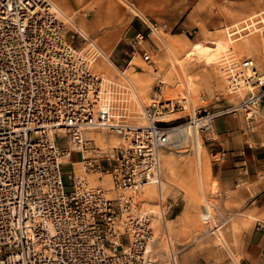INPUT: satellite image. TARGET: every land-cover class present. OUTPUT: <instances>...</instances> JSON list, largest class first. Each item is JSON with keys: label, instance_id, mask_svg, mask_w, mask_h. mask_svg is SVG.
Listing matches in <instances>:
<instances>
[{"label": "built area", "instance_id": "2783aa9c", "mask_svg": "<svg viewBox=\"0 0 264 264\" xmlns=\"http://www.w3.org/2000/svg\"><path fill=\"white\" fill-rule=\"evenodd\" d=\"M151 34L146 26L126 43L125 65L136 56L155 73L149 102L141 107L145 123L136 126L124 108L128 82L119 73L124 85L109 84L108 96V84L93 70L98 48L66 15L48 0H0V264H176L165 224L170 205L160 196L155 210L140 203L146 186H160V152L183 149L175 148L169 132L185 124L205 139L223 115L255 120L264 72L254 59L226 49L217 66L234 102L178 114L184 99H160L162 79L141 47L152 45ZM87 130L114 134L124 146L96 151ZM62 163L71 166L67 189ZM74 163L83 173L106 174L109 188L76 174ZM159 237L163 252L156 248Z\"/></svg>", "mask_w": 264, "mask_h": 264}, {"label": "rangeland", "instance_id": "374dc122", "mask_svg": "<svg viewBox=\"0 0 264 264\" xmlns=\"http://www.w3.org/2000/svg\"><path fill=\"white\" fill-rule=\"evenodd\" d=\"M52 1L65 11L92 44L106 54L107 57L101 54L95 60L97 68L93 65V70L107 81L123 84L119 70H125V75L137 92H143L145 95L142 97L146 96L148 102L153 92L155 73L138 57H133L130 64L125 65L128 38L135 31H146V26L151 30H158L149 36L152 45L144 42L141 47L149 53L156 73L162 79V94L163 88L170 90L178 84L179 79L171 68L172 60L177 58L184 61L186 53L195 45L212 52L211 58H189L186 61V73L193 82L192 93L195 96L193 107L189 111L199 106L213 111L224 107L226 102H234L232 94L225 90L216 63L226 49H230L236 58L254 59L257 70L264 72V0H125L131 9L120 0ZM171 11L175 24L162 17V14L172 15ZM188 33L197 37L189 41L185 36ZM136 65L138 68H135ZM187 111L188 108L178 114ZM262 115L264 116V99L261 116L255 120L246 121L239 113L235 117L240 129L264 133ZM167 118L171 119L172 116ZM92 132L107 136L103 143L95 141L96 151H107L123 144L122 139L114 134ZM198 136L200 156L197 162L202 168L200 181L192 156L194 149L186 141L181 144L183 149L165 150L163 153L167 156H160V188L145 187L154 191L155 197L158 196V190H162V200L170 205L165 211V224L171 245L176 251V264H256L246 252L245 239L253 226L254 216L244 206L251 194L257 191L258 184L264 182V170L256 173L250 180L240 178L243 173L238 171L235 181L219 182L213 171L216 164L222 162L221 153L211 154L216 149L212 143L218 137L214 130L205 139L199 133ZM108 139L116 141L110 142ZM84 156L89 157L90 152ZM78 157L75 152L70 154L71 161ZM78 167L79 164L74 166L75 169ZM80 169L81 175L91 184L102 183L109 188L106 174L93 171L83 173L82 168ZM59 170L62 183L67 189L66 176L70 173L71 166L69 163H62ZM98 177L102 182H97ZM155 201L156 198L142 204V207L155 210ZM153 224L158 230L159 221L155 220ZM158 241L165 248L162 237Z\"/></svg>", "mask_w": 264, "mask_h": 264}, {"label": "crops", "instance_id": "0c3cea01", "mask_svg": "<svg viewBox=\"0 0 264 264\" xmlns=\"http://www.w3.org/2000/svg\"><path fill=\"white\" fill-rule=\"evenodd\" d=\"M171 13L172 15L168 16L162 14V17L175 24V17L172 11ZM185 36L189 41L197 37L192 33ZM263 99L260 113L263 109ZM235 115H223L213 122V130L218 140L212 143L216 148L212 153H221L222 161L216 164L213 174L219 182L235 181L238 171L243 173L240 178L250 180L256 173L264 170V133H252L240 129ZM256 189L257 191L251 194L244 206L251 216H254L253 226L245 237L246 252L253 262L264 264V182L259 183Z\"/></svg>", "mask_w": 264, "mask_h": 264}, {"label": "bare ground", "instance_id": "6f19581e", "mask_svg": "<svg viewBox=\"0 0 264 264\" xmlns=\"http://www.w3.org/2000/svg\"><path fill=\"white\" fill-rule=\"evenodd\" d=\"M48 1H50L57 8L58 11H60L64 15H66L65 11H63L54 1H52V0H48ZM120 1L123 2L128 8L131 9V6H130V4L128 2H126L125 0H120ZM132 10H134V9L132 8ZM67 18H68V16H67ZM68 19H69L71 25L74 26V28L77 31H80L81 33H83L85 35L86 42L91 43V41L87 37V35L83 31L78 29V27L71 20V18H68ZM151 31L153 33L158 32V30L155 29V28H153V30H151ZM92 45H94V44H92ZM94 46H96V45H94ZM98 50H99V48H98ZM99 54L100 55L102 54L103 56L107 57L105 53L101 52V50H99ZM212 56H213V54H212V52L209 49L201 48V46L195 45L186 53V57H185L186 59L184 61H182L180 59H177V58H176V60H172V62H171L172 63L171 66L172 67L171 68H173L174 72L176 73V77L179 79L178 80V84H176L174 87L170 88V90L167 87L163 88V94H162V91L160 89V99H163V100L175 99L176 100V99H179V98H183L184 99L183 106H184L185 111H186L187 108H188V110L191 109L193 107V98H195V96L192 93V90H193L194 86H193V82L190 80L188 74L186 73V71H187L186 65H185L186 61H188L187 59H189V58H191V59L195 58L197 60H203L205 58H211ZM134 57H136V56H134ZM95 62L96 61H94V63ZM94 63H93V65H94ZM216 63H218V61ZM95 65H97V64H95ZM95 67L97 68V66H95ZM119 73L123 77V79H125L128 82L129 86L131 87V89L129 90V92H128L127 96H126V100H125V97H124V100H125L124 101L125 102L124 108L126 110L127 118L129 119V120L127 119V121H129L130 123H132V124H134L136 126L144 125L145 120H144V117L142 116L141 107L148 103V101L146 100L147 98H146V96L142 97V95H145L143 92H141V91L137 92V90L135 89V86H133L131 81L125 75V70H124V72H119ZM97 74H99V76L102 78L100 73H97ZM102 81L106 85L108 84V88H109L108 89V96H109V91H110L109 84L110 85L112 84L111 85L112 87H113V85L121 86L123 84V83H116L114 81L113 82L112 81H107L105 79H103ZM117 98H115V99H117ZM200 99H202V97ZM167 120H168V118H167ZM92 131L93 130H87V133H85V136H86L87 140H90V143L92 144L91 147H93L95 149V146H96L95 141H97V142L99 141V142L103 143L104 141H106V137L107 136H106V134L105 135H102V134L100 135V134L92 132ZM169 138L175 143V148L179 147L183 142H186V141L190 142V145H191L192 149H194L192 156H193V159L196 162L197 178H198V181H200V175H201L200 171L202 170V168H200V166H199V164L197 162L198 161V157L200 156V154H199L200 153L199 152L200 151V149H199L200 138L198 136V132H196L194 129H192V127H189V126H187L185 124H179L178 126L173 127L170 130ZM108 140L110 142L116 141V140H112V139H108ZM123 146H124V143L119 145V146H116V147H123ZM85 153H87V152H83V155H85ZM161 155H162V158H165V156H167L166 153H163V151H161L160 154H159L160 160H161V157H160ZM84 158H86V157L84 156ZM167 162H168V160L166 161V164H167ZM77 164H79V163H74L72 165V167L74 168V166L77 165ZM78 168H76V169L74 168V172L76 174H82L81 173V169H80L81 168L80 165H79ZM159 188H160V186H159ZM157 195L160 196L161 199H163L164 195L162 194V190H158ZM154 198H156L155 197V192L152 191L150 188H144L143 192H142V196L140 198V203H141V205L142 204L145 205L146 202L151 201ZM159 219H160V217H159ZM156 236H157V234H155V237ZM156 248L159 249V252H163L165 250V248L162 247V245L159 243V241H157V243H156ZM160 255H162V253H160Z\"/></svg>", "mask_w": 264, "mask_h": 264}]
</instances>
